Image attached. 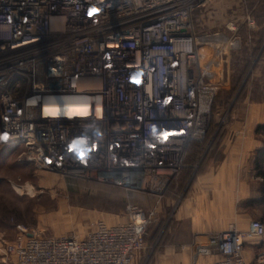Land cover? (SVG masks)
<instances>
[{"label":"built area","instance_id":"1","mask_svg":"<svg viewBox=\"0 0 264 264\" xmlns=\"http://www.w3.org/2000/svg\"><path fill=\"white\" fill-rule=\"evenodd\" d=\"M203 1L0 0V142L62 177L159 197L184 166L186 143L205 133L238 46L233 22L194 32L190 15ZM45 95L80 96L85 107L49 115ZM125 209L80 236L17 223L1 253L14 264H129L154 209ZM206 237L203 250L217 248L210 264H264V248L252 263L242 254L245 239L264 237L259 219Z\"/></svg>","mask_w":264,"mask_h":264},{"label":"rangeland","instance_id":"2","mask_svg":"<svg viewBox=\"0 0 264 264\" xmlns=\"http://www.w3.org/2000/svg\"><path fill=\"white\" fill-rule=\"evenodd\" d=\"M239 2L242 4V0H231L230 2V5L235 6L238 13ZM258 2L259 0L256 2L254 0H246L244 2L248 10L245 15H248L254 21L259 16L264 19V5L257 8ZM214 6V9H216L214 10L215 13H212L211 7L206 8V4L192 11L190 15L191 24L196 34H205L224 29L222 25L227 23L228 15L230 14L229 7H227V10L222 9L225 6L220 1H215ZM226 6L229 5L227 4ZM241 26H245V24L243 23ZM262 47L264 48V44L259 48L257 47L254 54H250L252 51L248 49L242 50L246 52H240V62H244L245 58H247L245 73L243 71L240 74L242 76L241 81L233 87L238 72L235 70L231 78L232 83L230 84L233 89L231 98L226 99L223 96L224 99L216 101L215 104L217 105L213 109V114H211L214 123L211 132L213 136L211 135L207 139L199 152L197 156L198 164L207 154L214 136L218 134L216 139L219 138L223 125L241 118L235 112V109L243 104L244 92L248 88L249 92L252 88L257 90L259 78L256 79L253 72L257 68V61L261 60V57L258 59L260 54L264 58ZM254 60H257L255 64H253ZM260 69L264 71V65H261ZM243 83L244 92L237 99L238 88L240 89ZM228 87L229 85L227 84L225 88ZM216 152L214 150L212 153L216 154ZM27 156L28 154L22 147L5 145L0 142V233L4 236L10 235L11 239L15 234V225L17 223L24 224L29 228L41 229L45 234L75 233L80 236L90 229L98 219L103 220L105 223L118 222L125 216L126 205L133 203V192L139 191L124 189L121 186L105 181H97V183L82 181L80 183L81 181L76 179L62 177L55 172L38 168ZM197 162L194 159L189 165H195ZM190 175V171L185 173L183 180L175 190L176 195L181 192ZM168 182L162 188V193L159 197L153 193H146L153 195V201L162 203L163 196L171 190V187L169 186L168 188L167 186ZM157 211L153 212L148 223L147 236H151L147 241V245L144 243L136 264H154L155 262L154 250L167 226L165 218L168 213L167 211L165 212L166 214H160ZM251 218L264 220V216L258 208L253 215L250 214L249 219ZM156 234L158 235L154 239L153 236ZM206 236L207 234L200 237V241H202L200 243L204 244L206 242ZM206 259L201 264H210L213 260L212 258V260L210 259L211 261ZM193 263L195 262L190 264Z\"/></svg>","mask_w":264,"mask_h":264},{"label":"crops","instance_id":"3","mask_svg":"<svg viewBox=\"0 0 264 264\" xmlns=\"http://www.w3.org/2000/svg\"><path fill=\"white\" fill-rule=\"evenodd\" d=\"M215 1H220L225 6L222 8L224 10L229 7L227 22H233L236 28L244 23L245 27L254 30V40L259 37L260 32L263 33L261 45L264 43V19L256 17L251 26L245 23V14L248 11L244 4L246 0H242V4L239 2L240 6L237 5L239 13L235 6L230 5L231 0H204L202 5L211 7L212 13H215ZM199 52L203 53V50L200 49ZM261 65H264L263 57L253 72L254 77L259 78L257 90L252 88L249 92L248 88L245 91L243 104L235 109L241 118L228 122L221 128L216 154L203 158L199 164H184L168 182L167 186L171 190H166L167 194L163 196L162 203L153 201V195L144 191L133 192L132 204L143 210L154 209L160 214L168 211L165 218L167 226L154 250V264H201L206 258L214 259L217 253L212 250L204 251L200 237L229 225L243 229L250 214L253 215L257 208L260 210L258 206L245 207L240 201L259 195L258 179L252 169V157L254 150L263 143L261 135L254 131L257 124H264V71L260 69ZM187 171L191 172L190 179L188 178L181 192L176 195L175 190ZM150 236H147L146 230V245ZM10 239V235L4 236L0 233V264H14L11 255L1 253L2 247ZM262 248L264 237L245 239L242 248L244 259L252 263L255 252ZM140 251L135 253L129 264L138 262Z\"/></svg>","mask_w":264,"mask_h":264},{"label":"trees","instance_id":"4","mask_svg":"<svg viewBox=\"0 0 264 264\" xmlns=\"http://www.w3.org/2000/svg\"><path fill=\"white\" fill-rule=\"evenodd\" d=\"M263 5H264V0H259V2L257 3V8L261 7ZM254 36L255 35H254L253 29H249L245 26H239L236 29L235 37H236V39H238V46L235 49L231 50L229 52V56H228V78H229L228 85H229V87L228 88H220L216 91V93L212 99V103H211V113L212 114L214 112L213 109L217 105V104H215L216 101H220L221 99H224L223 96L226 97V99L231 98V96H232L231 93H232L233 89L231 88L232 85L230 86V84L232 83L231 78H232V75L234 74L235 70L238 72H237V76H236L237 79L235 81V84L233 83L234 84L233 87H235L236 84L239 81H241L242 76L240 74H242L243 71L245 73V66H246L247 58H245L244 62H240V59H239L240 52H246V51H242V50L248 49V50L252 51V53H250V54H254V52H256L257 47L258 48L260 47L261 42H262L263 33L260 32V35L256 40L253 39ZM262 49L264 50L263 47H262ZM235 56H236V58H235ZM260 57H262L261 54L258 57V59ZM256 61L257 60H254L253 64H255ZM247 82H248V80H247ZM243 86H244V83L240 87V89L238 88L237 99H238V97L240 98V96L244 92ZM0 92H1V89H0ZM244 94H245V92H244ZM213 127H214V123H213V120L211 118L203 136L199 140H189L186 143L185 152H184V159H183L184 164H190L192 162V160H194V159H196V162H197V156H198L199 152L201 151V149L203 148L207 139H209V137H211V135H212L211 132L213 130ZM254 131L256 134L261 135L262 141H263L262 145L259 148L254 150L253 157H252V169L254 171L255 177H257V179H258L257 190H258L259 195H258V197L246 198L245 200L240 201V204L245 206V207L246 206L247 207L258 206L262 212V215L264 216V124H257L255 126ZM217 135L214 136L205 157L212 155L213 154L212 152L214 150H216V146H218V142H219L218 139H216ZM3 144L10 145V144H6V143H3ZM76 180L81 181L80 183H82V181H88L90 183H97V181H89V180H82V179H76ZM129 190H131V189H129Z\"/></svg>","mask_w":264,"mask_h":264},{"label":"bare ground","instance_id":"5","mask_svg":"<svg viewBox=\"0 0 264 264\" xmlns=\"http://www.w3.org/2000/svg\"><path fill=\"white\" fill-rule=\"evenodd\" d=\"M44 112L51 115H64L73 111H82L85 107L83 98L73 95H45L43 96Z\"/></svg>","mask_w":264,"mask_h":264},{"label":"water","instance_id":"6","mask_svg":"<svg viewBox=\"0 0 264 264\" xmlns=\"http://www.w3.org/2000/svg\"><path fill=\"white\" fill-rule=\"evenodd\" d=\"M212 251L215 252V253H217V248L216 247H213Z\"/></svg>","mask_w":264,"mask_h":264},{"label":"snow or ice","instance_id":"7","mask_svg":"<svg viewBox=\"0 0 264 264\" xmlns=\"http://www.w3.org/2000/svg\"><path fill=\"white\" fill-rule=\"evenodd\" d=\"M93 11H95V10H93Z\"/></svg>","mask_w":264,"mask_h":264}]
</instances>
